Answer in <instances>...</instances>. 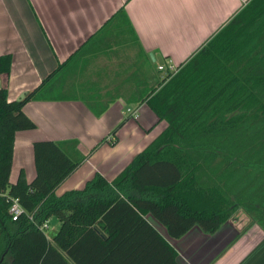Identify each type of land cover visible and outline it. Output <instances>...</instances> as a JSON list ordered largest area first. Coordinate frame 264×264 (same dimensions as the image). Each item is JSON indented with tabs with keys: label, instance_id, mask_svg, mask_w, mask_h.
I'll return each instance as SVG.
<instances>
[{
	"label": "trees",
	"instance_id": "1",
	"mask_svg": "<svg viewBox=\"0 0 264 264\" xmlns=\"http://www.w3.org/2000/svg\"><path fill=\"white\" fill-rule=\"evenodd\" d=\"M82 51L22 102L0 89V264H157L147 260L153 253L158 264H177L147 214L174 239L194 227L215 234L239 209L264 231V0H252L175 75L130 102L147 104L168 127L113 182L96 175L83 190L57 197L85 157L76 141H41L34 144L35 180L12 184L15 137L36 128L25 105L83 99L77 90L85 83H70ZM12 63L1 56L0 75H10ZM82 101L97 116L112 103ZM11 199L25 210L18 221ZM52 217L61 226L50 240L41 226Z\"/></svg>",
	"mask_w": 264,
	"mask_h": 264
},
{
	"label": "crops",
	"instance_id": "2",
	"mask_svg": "<svg viewBox=\"0 0 264 264\" xmlns=\"http://www.w3.org/2000/svg\"><path fill=\"white\" fill-rule=\"evenodd\" d=\"M242 9L240 0H0V57H13L0 89L7 88L9 101L83 50L70 83H85L81 97L112 102L101 116L84 98L27 103L23 111L36 128L15 137L10 182L35 180L34 144L41 141H76L85 157L57 197L83 190L96 175L113 182L168 127L147 104L130 102L152 87L159 65L187 64ZM143 218L176 251L177 264H264V231L256 224L245 228L236 219L215 234L194 227L174 239L152 214Z\"/></svg>",
	"mask_w": 264,
	"mask_h": 264
},
{
	"label": "built area",
	"instance_id": "3",
	"mask_svg": "<svg viewBox=\"0 0 264 264\" xmlns=\"http://www.w3.org/2000/svg\"><path fill=\"white\" fill-rule=\"evenodd\" d=\"M242 3V6L245 7L247 6L252 0H240ZM180 67L176 66L172 61L168 62L166 65H159L158 66V71L161 73H164V77L166 76H173L179 71ZM108 140L111 143H114L115 138L110 136ZM10 215L13 219V221H18L19 218L25 213V210L23 209L21 203L19 202L18 199H11V208H10ZM42 230H48V222L44 223L41 226Z\"/></svg>",
	"mask_w": 264,
	"mask_h": 264
},
{
	"label": "rangeland",
	"instance_id": "4",
	"mask_svg": "<svg viewBox=\"0 0 264 264\" xmlns=\"http://www.w3.org/2000/svg\"><path fill=\"white\" fill-rule=\"evenodd\" d=\"M231 45V44H230ZM164 63H166V61L164 62ZM159 64V63H158ZM158 72V71H157ZM160 74V75H159ZM158 75L160 76H157V77H159V79H155L154 80V82H156V81H159L160 80V78L162 79V78H164V73H159ZM239 220V221H243V223L245 224V228H247L248 226L250 227V226H252V225H255V224H251L250 223V220H249V218H248V216H247V214L245 213V211L244 210H242V209H239V211H237L236 213H234V217H233V219L231 220V221H234V220ZM54 221L55 222H53L52 224H51V226H50V229L47 231V233H48V235L49 236H51V237H54L56 234H57V232H58V219L57 218H54Z\"/></svg>",
	"mask_w": 264,
	"mask_h": 264
},
{
	"label": "water",
	"instance_id": "5",
	"mask_svg": "<svg viewBox=\"0 0 264 264\" xmlns=\"http://www.w3.org/2000/svg\"><path fill=\"white\" fill-rule=\"evenodd\" d=\"M151 57L154 58L153 54H151ZM155 61V59H154ZM27 97V94L24 93L20 96V98L17 100V102H22L23 100H25ZM96 231L102 236V238H106V236L101 232V230L99 228H96Z\"/></svg>",
	"mask_w": 264,
	"mask_h": 264
}]
</instances>
